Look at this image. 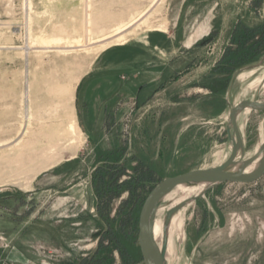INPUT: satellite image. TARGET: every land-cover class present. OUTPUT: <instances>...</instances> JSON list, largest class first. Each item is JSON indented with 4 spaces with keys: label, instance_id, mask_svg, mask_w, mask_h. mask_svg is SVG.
Returning <instances> with one entry per match:
<instances>
[{
    "label": "rangeland",
    "instance_id": "374dc122",
    "mask_svg": "<svg viewBox=\"0 0 264 264\" xmlns=\"http://www.w3.org/2000/svg\"><path fill=\"white\" fill-rule=\"evenodd\" d=\"M175 1L0 0V264H145L117 244L138 249L152 188L229 158L228 103H264V52L235 71L252 67L229 95L225 63L264 26V0ZM132 64L163 68V86L88 122L86 74L116 65L124 82ZM64 87L73 134L56 106ZM239 126L250 157L264 112L241 114ZM184 214L168 264H264V177L216 187ZM14 250L25 262L7 261Z\"/></svg>",
    "mask_w": 264,
    "mask_h": 264
},
{
    "label": "water",
    "instance_id": "95a60500",
    "mask_svg": "<svg viewBox=\"0 0 264 264\" xmlns=\"http://www.w3.org/2000/svg\"><path fill=\"white\" fill-rule=\"evenodd\" d=\"M247 67L234 73L228 87L227 95L233 87L234 81L245 72L251 70ZM227 130L231 146L229 158L221 165L209 169H197L178 175L165 178L159 183L147 197L140 214L138 244L145 264H168V236L167 232L176 214L186 209L192 203L203 198L210 190L227 183L253 184L264 177V141L259 144L255 153L247 157V151L239 117L247 110L264 112V103L256 101H243L232 105L228 103ZM179 187L196 188L203 187L201 193L187 200L180 202L168 210L164 217V229L166 236L160 244L155 237V225L162 209L169 208L164 205L168 197L174 194Z\"/></svg>",
    "mask_w": 264,
    "mask_h": 264
},
{
    "label": "crops",
    "instance_id": "0c3cea01",
    "mask_svg": "<svg viewBox=\"0 0 264 264\" xmlns=\"http://www.w3.org/2000/svg\"><path fill=\"white\" fill-rule=\"evenodd\" d=\"M173 2L175 5L177 4L175 0H170L169 5L171 7ZM185 2L184 0L182 3L183 8L186 5ZM183 8H181V11ZM156 67L149 64L145 70L140 71L136 65L132 64L129 69V78L124 82L115 75V70L118 68L116 65L95 69L86 74L81 88L82 102L87 106L86 120L90 123L96 120L93 118V110L99 112L101 107H115L122 100H129L133 104H137L145 94L158 89L160 86L162 87L164 74H167V72L163 68L161 72H158ZM104 70L106 71V76L102 77L101 71ZM2 253L0 250V262L2 261ZM14 259L17 262H25V257L17 250L10 254L7 261L11 262Z\"/></svg>",
    "mask_w": 264,
    "mask_h": 264
},
{
    "label": "bare ground",
    "instance_id": "6f19581e",
    "mask_svg": "<svg viewBox=\"0 0 264 264\" xmlns=\"http://www.w3.org/2000/svg\"><path fill=\"white\" fill-rule=\"evenodd\" d=\"M242 75H240V77ZM55 94H56V96L59 99L58 100V104L56 103V106L58 108L57 110H59V108H61V111H62V114H63V117H64V120L63 121H65V123H66L64 126H66V125L69 126V130H70L71 134H73V132L74 133L78 132L77 131V126H76L75 122H73L74 115H73L72 109L70 107L71 97H70V91H69V89H67L65 87L64 88H61L59 90V92H55ZM250 112H251L250 110H247L245 113H250ZM50 141H52V140L50 139ZM263 141H264V138H262L260 140V143L259 144H261ZM70 149L71 150H75L76 148L75 147L74 148L72 147ZM49 150H51V149H49ZM52 150H54V149L52 148ZM47 152H45V153L47 154ZM48 153H50V151ZM51 153H50V155L52 156ZM53 154H54V152H53ZM217 157L219 159H221V156L219 154L217 155ZM31 158H33V157H31ZM15 159H17V158L15 157ZM21 159L22 158H20V160ZM25 161L26 160L24 159L23 163ZM20 163H22V162H20ZM0 171H1V169H0ZM202 190H203V187H196V188L179 187L178 190L174 194H172V195H170L168 197V200H173L172 205L169 208H167V209H162L160 211V214H161L162 211L166 210V212H167L168 210H170L174 206H177L178 204H180V202H182L184 200H187L188 198H191L193 196L198 195L199 193L202 192ZM185 210L186 209L182 210L181 212H179L178 214H176L174 216V218L172 219V222L170 224V227L168 229V232H167V236H168V252H167V257H168V259H170L171 256L173 255V251L175 249L176 242H181V241H184V239H185V224H184V222L186 221V218L187 217L186 218H183L182 217V215H185L184 214V211ZM165 236H166V231L164 229V220L159 216L158 219H157V221H156V225H155V237H156L157 241L160 244H162Z\"/></svg>",
    "mask_w": 264,
    "mask_h": 264
},
{
    "label": "trees",
    "instance_id": "16d2710c",
    "mask_svg": "<svg viewBox=\"0 0 264 264\" xmlns=\"http://www.w3.org/2000/svg\"><path fill=\"white\" fill-rule=\"evenodd\" d=\"M246 42H252L247 48L246 43L241 46L242 50L239 53H231V56L225 63L226 69L224 70L225 73L233 74L237 69L252 64L253 62L257 61L260 57V55L264 52V26L259 27L254 30H248L246 31ZM229 87V84H228ZM228 87L226 88L228 90ZM146 180H141L142 183H144ZM153 182V181H150ZM162 182V181H161ZM160 182V183H161ZM155 188V187H154ZM152 188V190L154 189ZM151 190V191H152ZM151 193V192H150ZM114 242V241H112ZM131 238H129L126 242L119 240V244H117V247L119 250L125 249V252L128 254V260L133 257V255L137 252L138 257L140 256L142 259V254L140 247L138 249H133V247L130 245ZM137 243V241H136ZM102 252V255H105L107 257V260L109 259V256L111 255V252L108 250V246L104 247L102 244H99V249L97 251V254ZM111 258V257H110ZM98 260V259H97ZM105 258H102L98 261H95V264H104ZM129 263V262H128ZM126 263V264H128ZM89 264V263H88Z\"/></svg>",
    "mask_w": 264,
    "mask_h": 264
},
{
    "label": "built area",
    "instance_id": "2783aa9c",
    "mask_svg": "<svg viewBox=\"0 0 264 264\" xmlns=\"http://www.w3.org/2000/svg\"><path fill=\"white\" fill-rule=\"evenodd\" d=\"M1 29H2V28H1V25H0V38H1Z\"/></svg>",
    "mask_w": 264,
    "mask_h": 264
}]
</instances>
